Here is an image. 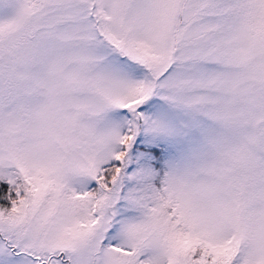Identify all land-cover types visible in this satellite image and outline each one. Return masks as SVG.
<instances>
[{
	"label": "snow or ice",
	"instance_id": "6c2138e0",
	"mask_svg": "<svg viewBox=\"0 0 264 264\" xmlns=\"http://www.w3.org/2000/svg\"><path fill=\"white\" fill-rule=\"evenodd\" d=\"M0 264H264V0H0Z\"/></svg>",
	"mask_w": 264,
	"mask_h": 264
}]
</instances>
